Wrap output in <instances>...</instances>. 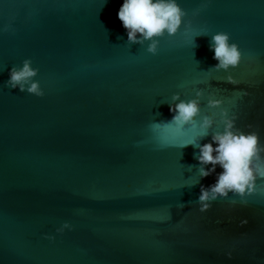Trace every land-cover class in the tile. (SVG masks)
<instances>
[{
  "label": "water",
  "instance_id": "1",
  "mask_svg": "<svg viewBox=\"0 0 264 264\" xmlns=\"http://www.w3.org/2000/svg\"><path fill=\"white\" fill-rule=\"evenodd\" d=\"M176 2L186 16L152 55L126 44L123 0H0V264H264V179L246 205L196 202L222 169L200 178L183 146L223 125L149 127L199 89L201 115L226 109L264 145V0ZM217 32L242 53L228 71L211 69ZM25 59L41 97L5 86Z\"/></svg>",
  "mask_w": 264,
  "mask_h": 264
},
{
  "label": "clouds",
  "instance_id": "2",
  "mask_svg": "<svg viewBox=\"0 0 264 264\" xmlns=\"http://www.w3.org/2000/svg\"><path fill=\"white\" fill-rule=\"evenodd\" d=\"M197 9L193 15L198 14ZM186 16L185 11L179 7L176 0H123L121 7L117 12V17L127 33L126 44H147L145 49L147 53L157 54L159 38L165 33L172 36L177 33L182 24V18ZM10 25L5 26L2 31H9ZM191 21L185 24V33L192 31ZM201 35H207L206 30H201ZM198 35V36H201ZM229 34L217 32L211 35L209 44L210 50L214 52V59L218 61L213 66L214 70L228 71L229 68H235L239 65L242 53L237 44L229 43ZM32 61L25 59L21 67L13 66L10 70V79L5 86L8 88H19L21 92L41 97L44 95L39 81L33 78L37 76L38 69L31 67ZM226 82L236 85L232 76L226 77ZM247 95V93H244ZM203 96L202 90L195 91V97L188 101L180 99L179 93L173 94L169 104V111L174 113L171 121L166 123H154L149 125L150 128L156 129L163 126H175L176 130H182L186 125L195 126L197 117H200L198 126L202 132L200 138L209 135V130L213 125H223V131L211 133V142L200 145L198 143L186 144L183 147L192 145L199 149L198 154L194 153L199 163L197 171L200 178L207 177L215 172L218 165L222 171L216 174L215 183L205 188L200 187V194L197 199L199 211L205 212L211 207V202L220 199H228L229 193L239 197L229 199L231 205L239 202L246 205V197L257 194L256 182L258 179H264V171L261 170V154L264 153V145L259 142L256 131L242 132L235 127L236 116L228 115L226 109H220V120L216 121L213 113L201 115L200 100ZM177 101H179L177 103ZM221 101L209 98L207 101L208 108H218ZM251 128V125H248ZM215 145V147L213 146ZM211 167H208V166ZM191 168V166H189ZM246 223V221H241ZM70 227L65 223L57 231H63V228ZM230 255V254H229Z\"/></svg>",
  "mask_w": 264,
  "mask_h": 264
}]
</instances>
